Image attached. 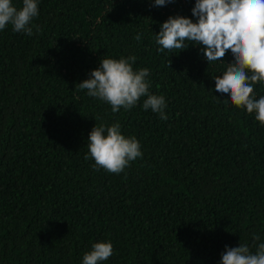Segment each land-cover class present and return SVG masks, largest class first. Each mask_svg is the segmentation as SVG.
<instances>
[{
	"label": "trees",
	"instance_id": "1",
	"mask_svg": "<svg viewBox=\"0 0 264 264\" xmlns=\"http://www.w3.org/2000/svg\"><path fill=\"white\" fill-rule=\"evenodd\" d=\"M194 4L38 0L39 33L0 30V264H82L100 241L114 249L103 264H220L225 246L264 243V126L215 92L226 63L155 40L169 16L195 20ZM133 55L167 120L144 98L113 113L79 88L101 58ZM115 122L143 156L97 171L89 133Z\"/></svg>",
	"mask_w": 264,
	"mask_h": 264
},
{
	"label": "clouds",
	"instance_id": "2",
	"mask_svg": "<svg viewBox=\"0 0 264 264\" xmlns=\"http://www.w3.org/2000/svg\"><path fill=\"white\" fill-rule=\"evenodd\" d=\"M151 2L162 7L174 0ZM192 14L195 20L175 15L160 25L155 37L159 50L177 53L174 50L199 45L208 64L226 63L223 74L214 76L215 92L228 97L237 108L255 114V120L264 126V95L256 99L254 90L256 84L264 85V0H195ZM38 15V0H22L19 8L13 0H0V30L10 25L13 32L32 36L34 28L36 33L41 31L39 25L32 23ZM134 39L140 41L141 35L138 33ZM229 52L233 57L231 63L225 60ZM135 61L134 55L101 58L99 66L91 71L90 78L79 83V88L109 104L113 113L121 108L130 110L144 98V110L151 109L167 120L165 97L150 93L149 70H134ZM87 148L85 159L94 160L93 168L113 174L121 173L130 162L143 156L139 141L125 136L119 122L95 125L89 133ZM257 240L259 236L254 235L253 242ZM225 249L220 264H264V243L256 246L255 253L247 244L240 243ZM113 252L110 241L95 242L84 253L82 264H103Z\"/></svg>",
	"mask_w": 264,
	"mask_h": 264
}]
</instances>
